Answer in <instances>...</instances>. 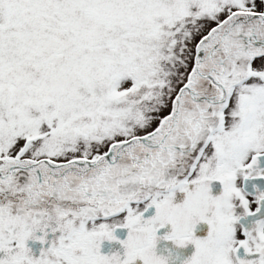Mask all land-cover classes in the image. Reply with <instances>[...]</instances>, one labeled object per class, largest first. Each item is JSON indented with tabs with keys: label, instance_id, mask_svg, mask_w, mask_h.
I'll return each mask as SVG.
<instances>
[{
	"label": "snow or ice",
	"instance_id": "6c2138e0",
	"mask_svg": "<svg viewBox=\"0 0 264 264\" xmlns=\"http://www.w3.org/2000/svg\"><path fill=\"white\" fill-rule=\"evenodd\" d=\"M0 264H264V0H0Z\"/></svg>",
	"mask_w": 264,
	"mask_h": 264
}]
</instances>
